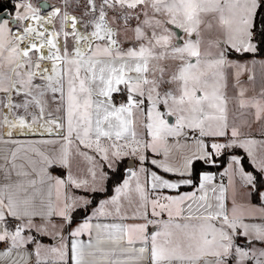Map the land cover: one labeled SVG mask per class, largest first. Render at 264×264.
<instances>
[{"label": "snow or ice", "instance_id": "6c2138e0", "mask_svg": "<svg viewBox=\"0 0 264 264\" xmlns=\"http://www.w3.org/2000/svg\"><path fill=\"white\" fill-rule=\"evenodd\" d=\"M245 54L264 55V0H0V144L61 143L16 180L15 163L0 168V264H30L28 245L48 264L33 232L50 229L60 264L65 229L71 264H264V88L247 95L231 59ZM37 133L58 140L20 139ZM72 145L86 172L73 170ZM113 181L116 195L87 215ZM122 198L142 223L93 224L128 219ZM117 251L138 255L109 259Z\"/></svg>", "mask_w": 264, "mask_h": 264}, {"label": "crops", "instance_id": "0c3cea01", "mask_svg": "<svg viewBox=\"0 0 264 264\" xmlns=\"http://www.w3.org/2000/svg\"><path fill=\"white\" fill-rule=\"evenodd\" d=\"M233 60H238L242 65H245V67L241 68V75H240V80L245 88L248 89L247 95L248 96H253L256 95L258 96L261 88H264V64L261 63V61H264V56H256L255 57V63L252 62L253 57L248 54V56L243 57V58H235L231 57ZM230 74H234L236 69L235 68H230L228 69ZM253 76L254 80L249 81L248 77ZM235 83V80L233 79V76H229V95H232L233 89H232V84ZM232 105H230V109H232ZM234 114V113H232ZM247 131V130H246ZM251 135L257 139L261 138V129L259 125H254L252 130H251ZM21 140H27V141H34L38 142L43 140H58V138L53 134L52 136H48L45 134L43 137L39 133L36 135H29L28 137H20ZM61 148V143H34V144H24L23 146H17V145H11V144H0V157L7 156L8 160L4 161L3 159H0V168H8L11 169L12 163H15L17 168L12 171V179L16 180V171L21 170L20 166H23V170L25 171H31L33 167H36L37 169L40 168V161L42 160V156L39 155L38 153H44V154H53V151H59ZM88 151L87 149H83V151ZM11 151H17V157L13 161V158L11 157ZM149 158L152 157V153H148ZM129 168L131 169H137L138 167V162L134 160V158H130L128 160ZM146 167L152 171H157L161 175H165L169 179H175V177L170 176L169 174H165L160 172L159 169H156L150 162L146 163ZM51 173L56 176H64L66 173V170L61 168V167H53L50 169ZM214 173V172H213ZM3 173L0 172V183H6L7 181H4L2 179ZM140 183L144 184L145 183V176L142 173L140 174ZM219 182V180H217ZM224 183L227 184V178L224 179ZM133 187L135 186V179L132 181ZM115 187V186H114ZM114 187L112 189V192L104 196L102 198H99L95 201V203L90 206L89 211L87 215H91V211L93 207H98L100 200L102 199H110L112 196L116 195L114 191ZM73 190V194L75 195H84V190L83 189H77V188H70ZM70 189H69V194H70ZM193 189L191 188H182L180 189L181 192H189L192 191ZM165 194L169 195H175L176 193L170 190L165 189L164 190ZM71 195V194H70ZM211 195V193H209ZM132 196L135 197L136 194L133 192ZM89 198H91V194H89ZM122 208H121V213L126 214L129 218L125 220H119L115 218L114 216L109 217L105 215L99 216L98 219H94L92 222L93 224L99 222V223H113V222H120V223H125V224H136V223H142L143 221L137 220V219H132L131 217L133 216V213L135 211V205L130 204L127 199L122 198ZM109 210H112V205H108L104 211L107 212ZM86 214L83 211L77 212L74 214L73 217V222L71 225V228H75L80 222H82L84 216ZM163 219H167V215L165 214ZM154 219H160L159 217L154 218ZM37 222H39V218H37ZM54 223H58V218H54ZM58 231V229L56 230ZM147 231L151 233L153 231V226L149 225ZM69 229L64 230V236H65V243L68 244V259H67V264H71V253H70V237L68 235ZM33 235H36L37 239L41 242L42 245L45 246L44 249L41 250V260L47 259L48 264H60L59 258L55 255L47 251V249L52 248V247H59V237L55 235V231L50 229V234L48 235H39L35 232H33ZM39 237H44L45 240H40ZM80 241L83 243L87 244L89 243V236L87 233L81 235L78 238ZM95 241L93 240V243ZM140 245L137 244L136 247H139ZM28 251L31 253L29 257L30 264H36V256L34 254V245H28ZM108 247V246H104ZM124 248L129 247L127 243L123 245ZM99 255V254H98ZM138 255V253H127L123 252L121 253L120 251H117L115 255H110L109 259H129L132 256Z\"/></svg>", "mask_w": 264, "mask_h": 264}, {"label": "rangeland", "instance_id": "374dc122", "mask_svg": "<svg viewBox=\"0 0 264 264\" xmlns=\"http://www.w3.org/2000/svg\"><path fill=\"white\" fill-rule=\"evenodd\" d=\"M207 38H214V33L212 34H207ZM72 150H73V170L75 172H86L87 167L89 166L88 161H86L83 157L75 155V145H72ZM86 151V150H85ZM91 154V153H90ZM142 175V173H141ZM70 194H73V190L70 189Z\"/></svg>", "mask_w": 264, "mask_h": 264}, {"label": "trees", "instance_id": "16d2710c", "mask_svg": "<svg viewBox=\"0 0 264 264\" xmlns=\"http://www.w3.org/2000/svg\"><path fill=\"white\" fill-rule=\"evenodd\" d=\"M246 56H248V54H245V55H243V56H236V55H233L232 57H235V58H243V57H246ZM257 56H264V55H257ZM210 171H211V172H214V173H217V172L219 171V169L213 168V169H210ZM217 180H219V177H218V176H217ZM115 183H116V182L113 181L110 185H108V186H107V191L104 192L103 194H99V195L97 196V199L109 195V194L112 192V189H113V187L115 186ZM97 199H96V200H97ZM96 200H95V201H96ZM39 239H40V240H45L44 237H39Z\"/></svg>", "mask_w": 264, "mask_h": 264}]
</instances>
